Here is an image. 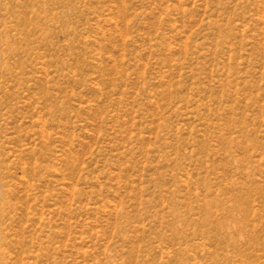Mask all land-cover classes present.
<instances>
[{
	"label": "rangeland",
	"instance_id": "rangeland-1",
	"mask_svg": "<svg viewBox=\"0 0 264 264\" xmlns=\"http://www.w3.org/2000/svg\"><path fill=\"white\" fill-rule=\"evenodd\" d=\"M0 264H264V0H0Z\"/></svg>",
	"mask_w": 264,
	"mask_h": 264
}]
</instances>
